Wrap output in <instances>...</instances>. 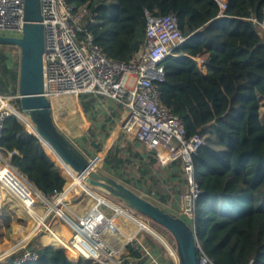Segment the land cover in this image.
Masks as SVG:
<instances>
[{
    "label": "trees",
    "instance_id": "1",
    "mask_svg": "<svg viewBox=\"0 0 264 264\" xmlns=\"http://www.w3.org/2000/svg\"><path fill=\"white\" fill-rule=\"evenodd\" d=\"M219 1L71 0L89 10L82 19L79 38L90 32L108 57L120 61L131 59L143 43L145 11L175 16L185 41L163 60L165 76L157 89L160 102L181 118L186 136L200 135L205 142L192 157L194 178L201 190L193 222L197 241L214 264H264V66L256 62L264 50V28L259 23L264 0H224V10ZM6 47L0 45V94L14 96L18 69L8 64ZM196 58L209 64L206 75L198 72L201 62L196 66ZM80 103L95 124L91 132L108 137L122 106L116 105L105 123L97 120V124L92 116L96 99L82 94ZM94 145L100 149L99 144ZM0 146L18 152L13 165L45 197L62 193L70 183L69 173L16 116L5 120ZM134 149L132 144L113 145L103 158L105 170L125 184L140 187L150 179L157 182L151 168L157 164L154 156L147 155L145 161V155ZM127 165L133 167L124 174ZM168 168H174L176 174L183 172L180 161ZM176 174L172 177H178ZM180 192L179 188L173 190L175 196ZM159 198L166 203L169 195L161 193ZM0 218L9 236L10 212L2 211ZM30 225L27 229L14 225L13 239L27 233ZM42 240L44 244L39 242L35 248L39 257L26 264H99L83 257L72 261L63 249L46 246L53 245L49 238L43 236ZM140 243V255L149 258L144 249H154V245L147 237ZM18 255L0 260V264H16ZM140 255L127 256L138 259Z\"/></svg>",
    "mask_w": 264,
    "mask_h": 264
},
{
    "label": "built area",
    "instance_id": "2",
    "mask_svg": "<svg viewBox=\"0 0 264 264\" xmlns=\"http://www.w3.org/2000/svg\"><path fill=\"white\" fill-rule=\"evenodd\" d=\"M219 2L224 10L226 1ZM40 15L44 29L43 95L51 104L52 115L54 107L69 96L75 97L80 106L82 94L96 99L95 109L104 108L105 98L122 106L123 113L119 120L116 119L121 133L140 143L162 168L181 162L187 190L177 197L179 204L172 213L176 212L174 214L193 226L196 200L201 190L194 178L192 157L205 142L200 135L186 136L181 118L160 102L157 89V83L165 76L163 60L185 41L175 16L145 11L143 43L131 59L120 61L108 57L94 43L90 32L79 38L82 19L89 15L86 6H76L71 0H40ZM251 20L257 23L256 19ZM259 23L264 28V16ZM23 24L24 0H0V34L20 37ZM209 69L207 61H201V67L197 66L202 75ZM12 99L19 100L18 92L14 96L0 94V138L5 120L10 116L25 119L22 121L28 130V122L31 124L20 108L11 103ZM15 155H18L17 151L0 146V187L21 204L28 202L26 192H30L34 198L32 207L45 196L13 165ZM95 199L89 210L78 218V223L71 226V236L64 241L60 239L58 246L63 250L67 247L78 258L99 264H123L125 259L117 256L120 254L113 245L114 241L121 240L118 238L120 230L114 218L100 209L107 203ZM197 246V264H214L198 242ZM38 257L37 251L28 250L19 254L15 263L34 262ZM130 264L140 263L130 260Z\"/></svg>",
    "mask_w": 264,
    "mask_h": 264
},
{
    "label": "rangeland",
    "instance_id": "3",
    "mask_svg": "<svg viewBox=\"0 0 264 264\" xmlns=\"http://www.w3.org/2000/svg\"><path fill=\"white\" fill-rule=\"evenodd\" d=\"M5 52L8 55V64L12 67L19 69V58H20L19 48L16 46H8L6 47ZM197 61L201 62V58L198 59ZM256 62L257 64L264 66V50L261 51V53L258 55ZM11 103L15 107L20 108L19 100L12 99ZM80 106H79V102L73 96L63 98L60 101V103L56 105L53 109L52 117L55 126L64 135L67 142L72 143V145L75 147L76 150H78L81 156L85 157L88 161L92 160L93 158H96L95 160L96 168L100 169L105 174H108L115 179H119L115 173L105 170L103 165L104 156L107 154L108 150L113 146L114 142H116L117 140L116 139L117 129L115 131L112 130L113 133L111 132L110 136L108 137L106 136L104 138L98 132L95 133L91 132L92 131V129H90L91 122L86 118ZM261 114L264 115V107L261 108ZM28 127H29V122H28ZM115 127L116 126H114L113 129H115ZM28 131L29 133L31 132V130ZM120 143H121L120 145L121 147H126L128 144H131L129 140L126 141L124 139L121 140ZM94 144H99L100 149L96 150L94 148L95 147ZM127 154L128 152H125V155ZM132 167L133 166L127 165L124 168L123 173L128 174ZM135 168L136 167H134V169ZM151 168L153 173L152 176H155L157 182H154L152 179H150L145 181L142 185H140V187L136 186L132 182L126 183L125 185H127L129 188H131L134 192H136L144 199L152 202L153 204L161 208H164L172 212V209H175L179 204V199H177V197H179L187 190L185 173L184 171L183 172L179 171L176 174V172L172 171V169L162 168L158 164L152 166ZM173 174L178 175V177L173 178L172 177ZM133 176H136V174L133 173ZM182 180L184 183L180 185L181 184L180 182ZM73 181L74 179L71 176L70 183L68 184L67 188L73 184ZM178 188L179 190L181 189V192L175 196L173 190L176 191ZM66 189L62 193L54 197L53 196L45 197V199L48 202L54 204V208H50L48 203H46L47 201L45 199L39 200L36 203H34L32 209L38 217H43V222L40 225V227H38L35 230L33 235H31L26 240L27 242L25 241L22 245L15 248L12 247V244L14 242L13 239L14 225H18L20 227H24L25 229H27V227L31 223L30 225L31 227L29 229L30 231L33 222H36V220L34 221L33 218L31 217H28L30 219L29 220L26 216H20L19 215L20 212L17 211L18 208L16 205L11 206L10 204H4L5 209H3V212L5 211L10 212L11 221L9 223L10 233L8 236L5 233L6 231L5 223H3L2 219L0 218V256H1L0 260L8 258L13 254H23L28 250L36 251L35 248L38 246L39 242L41 244L42 243L44 244L42 237L49 235L50 232L55 234L63 241L68 239L71 236V226H73V224L78 223V218L83 216L89 210V208L96 202L95 197L100 196L107 199L105 200V203L107 204L101 205L100 209L104 211L107 214V216L114 218V222L117 229L120 230V233H122V235H120L121 240L119 242L121 249L118 248L120 255L117 254V256H121L125 260L129 259V260L137 261V260L145 259L147 260L146 264H152V261L146 256H141L138 250V246H141L140 242L143 241L144 237H147L149 240H151L152 244L154 245V249L148 248V250L150 249L149 251L152 253V257L154 259L158 260V262L160 261L159 262L160 264H179L177 256H173L169 250L170 248L176 254L175 241L172 235L164 228L156 225L151 220H149L148 218H146L145 216L139 213H135V212L132 213L131 211L118 213L117 210L115 209V206H120L124 210H126V208L121 204V201L119 199L110 196L108 193L104 192L103 190L89 187V190L93 192L92 194H90L91 192L89 190L82 191L78 187H72L69 190V192L71 191L72 194L65 199H60V197L67 192ZM161 193L162 194L166 193L169 195V198L166 203L161 202L159 198ZM213 203L214 201L211 202L212 205ZM57 210H61L64 215L59 216ZM138 221L147 224L153 232L157 233L162 238V240L155 237L147 230H140L139 232L136 233L135 231H137L138 228ZM65 229H68L70 233L66 234ZM29 231L24 234H28ZM24 234H20V235H24ZM46 246H52V245L46 244ZM52 247L60 248L59 246H52ZM131 250L132 252H129ZM64 252L68 256V258L71 259L72 261L78 259V256L76 254L75 256H73L66 249H64ZM128 253H136L137 255H140V258L130 259L127 256Z\"/></svg>",
    "mask_w": 264,
    "mask_h": 264
},
{
    "label": "water",
    "instance_id": "4",
    "mask_svg": "<svg viewBox=\"0 0 264 264\" xmlns=\"http://www.w3.org/2000/svg\"><path fill=\"white\" fill-rule=\"evenodd\" d=\"M40 0H24V24L20 37L0 34V45L16 46L20 51L18 85L20 111L31 122V134L45 145L62 167L86 186L103 190L121 204L167 230L176 244L179 264H197V237L176 214L144 199L124 183L95 167L67 142L53 122L51 104L43 95L44 29L40 23Z\"/></svg>",
    "mask_w": 264,
    "mask_h": 264
},
{
    "label": "bare ground",
    "instance_id": "5",
    "mask_svg": "<svg viewBox=\"0 0 264 264\" xmlns=\"http://www.w3.org/2000/svg\"><path fill=\"white\" fill-rule=\"evenodd\" d=\"M61 109V108H60ZM59 110V109H58ZM22 120H25V119H22ZM34 129V127L33 126H31V124H29V129L31 130V129ZM45 146V145H44ZM46 147V146H45ZM70 175V174H69ZM71 177V176H70ZM73 178V177H72ZM74 179V178H73ZM72 187H78V188H80L82 191H84V190H88L89 189V187L88 186H86L85 185V183L83 182V181H80L78 178H77V176H75V179H74V181H73V184L70 186V187H68L66 190H67V192L65 193V194H63L61 197H60V199H65V198H67L68 196H70L72 193H71V191L69 192V190L72 188ZM16 188H18L19 190L21 189V188H19V187H17L16 186ZM77 189V188H76ZM28 193V202L25 204V203H20V202H17L16 201V199H12L11 197H10V195L8 194V192H7V190L5 189V188H3L2 186L0 187V211H2L3 209H4V204H10L11 206H17V211L18 212H20V214H23V215H25V216H27V217H31V218H33V220L35 221L36 220V222H33V225H32V228H31V230L29 231V233L28 234H24V235H19V236H17V237H15V239H14V242H13V244H12V247H18V246H20V245H22L31 235H33V233L35 232V230L38 228V227H40V225L42 224V222H43V217H38L37 215H36V213L33 211V209H32V207H31V203L34 201V198H33V195L30 193V192H26V194ZM89 193V192H88ZM99 201H104L105 202V200H107V199H105L104 197H98L97 198ZM46 200V199H45ZM47 201V200H46ZM93 201V200H92ZM46 203H48V205L50 206V208H54V204L53 203H51V202H46ZM20 206H19V205ZM74 205V204H73ZM24 210H23V209ZM41 208H43V207H41ZM70 208V207H69ZM126 208V207H125ZM115 209L118 211V213H124V212H132V213H134L132 210H129V209H127L126 208V210H124L122 207H116L115 206ZM66 210V209H65ZM41 211H42V209H41ZM38 213V212H37ZM57 213H58V215L59 216H63L64 214H63V212L61 211V210H57ZM136 213V212H135ZM154 223V222H153ZM51 226V225H50ZM48 228V227H47ZM66 230V234H69L70 232H69V230L68 229H65ZM140 230H147V231H149L152 235H154L155 237H157V238H159L160 240H162V238L157 234V233H155V232H153L152 230H151V228L147 225V224H145V223H143V222H141V221H138V228H137V231H135L136 233L137 232H139ZM46 232V231H45ZM49 233V232H48ZM124 234V233H123ZM121 235H122V233H121ZM118 236V235H117ZM134 236V235H133ZM46 237L47 238H49L50 239V242L53 244V246H58V245H60V238L59 237H57L55 234H53V233H49V235H46ZM119 239H121L120 238V235H119V237H118ZM152 238V237H151ZM130 239V238H129ZM27 242V241H26ZM122 242V241H121ZM118 244V245H117ZM122 244V243H121ZM113 245H114V247H116L115 249L116 250H118V252H119V249H121V246L119 245V242L118 241H114L113 242ZM119 246V247H118ZM119 248V249H118ZM66 249L73 255V256H75V252H71L67 247H66ZM145 250V252H146V254L148 255V257H149V259L152 261V264H160L159 262H158V260H156V259H154L153 257H152V255H151V253L149 252V250L148 249H144ZM169 250H170V252L172 253V255L173 256H177V254H175V252L173 251V250H171L170 248H169ZM169 252V253H170ZM170 253V254H171ZM7 255V254H6ZM128 255V254H127ZM1 257V256H0ZM177 258H178V256H177ZM178 262H179V260H178Z\"/></svg>",
    "mask_w": 264,
    "mask_h": 264
},
{
    "label": "crops",
    "instance_id": "6",
    "mask_svg": "<svg viewBox=\"0 0 264 264\" xmlns=\"http://www.w3.org/2000/svg\"><path fill=\"white\" fill-rule=\"evenodd\" d=\"M198 59H200V58H197V59H195V60H198ZM201 61H205L206 62V60L205 59H203V58H201ZM105 100V101H104ZM103 103H104V108H97V109H95L94 108V112H93V114H92V116L95 118L96 117V121L98 120L99 122H100V124H103V123H105V120H106V118L112 113V109L113 108H115L116 109V105L117 104H115L114 102H112V101H110V100H108V99H103ZM82 107V106H81ZM81 109H83V108H81ZM114 109V110H115ZM84 112V111H83ZM122 113H123V111H122ZM122 113H121V115H122ZM85 114V113H84ZM85 116H86V118L91 122V128L93 127V125H95L94 123H93V120L91 119V117H89V115H87V114H85ZM121 117V116H120ZM119 117V118H120ZM119 118H117V120H119ZM97 121V124H99V122ZM114 126H116L115 127V129H113L114 128ZM90 128V129H91ZM113 128L111 129V131H110V133H109V135L108 136H110V134H111V132H112V130L113 131H115L116 129H117V140H116V142H114V144L113 145H115V144H117L118 146H120L121 145V143H120V141L121 140H126V141H130L131 142V144L135 147V149L137 150V152H139V153H141V154H143V155H145V161L147 160V155H151V154H147L146 153V150H145V148L140 144V143H138V142H136V141H132V140H130V139H128L123 133H121L119 130H118V122L116 121V119H115V123H114V125H113ZM113 133V132H112ZM113 138V137H112ZM128 139V140H127ZM120 143V144H119ZM153 156V155H152ZM156 163H157V161H156ZM172 169V168H171ZM172 171H175V169L173 168V170ZM118 181H120V182H122V183H124L121 179H117ZM125 184V183H124ZM89 190V189H88ZM90 192H91V190H89ZM93 192H91L90 194H92ZM99 196H97L96 198H98ZM116 207H120V206H116ZM5 209V208H4ZM3 211V210H2ZM2 211H0V214L2 213ZM147 249V248H146ZM150 252V251H149ZM151 253V252H150ZM151 255H152V253H151ZM170 261V260H169ZM160 262V261H159ZM169 263H171V262H169Z\"/></svg>",
    "mask_w": 264,
    "mask_h": 264
}]
</instances>
